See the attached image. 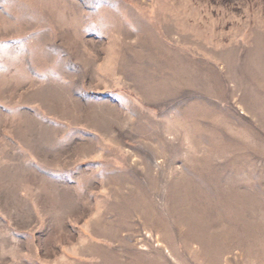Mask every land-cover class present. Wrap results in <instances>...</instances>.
<instances>
[{"label": "rangeland", "instance_id": "obj_1", "mask_svg": "<svg viewBox=\"0 0 264 264\" xmlns=\"http://www.w3.org/2000/svg\"><path fill=\"white\" fill-rule=\"evenodd\" d=\"M0 264H264V0H0Z\"/></svg>", "mask_w": 264, "mask_h": 264}]
</instances>
